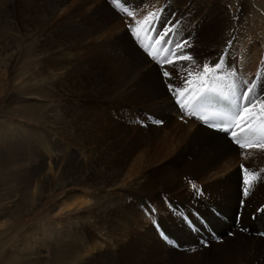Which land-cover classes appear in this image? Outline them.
Masks as SVG:
<instances>
[{"label": "bare ground", "instance_id": "obj_1", "mask_svg": "<svg viewBox=\"0 0 264 264\" xmlns=\"http://www.w3.org/2000/svg\"><path fill=\"white\" fill-rule=\"evenodd\" d=\"M41 1L44 6L46 2ZM198 3L49 0L38 20L19 17L9 21L13 38H17L20 30L25 35L36 32L42 46L39 55L47 62V82L51 88L63 89L64 94L73 83L71 89L77 96L91 99L88 106L62 108L65 120L70 121L68 127L75 129L83 141L81 144L86 146L81 145L85 156L79 152H73L69 158L55 156L51 166L41 152L44 154L39 166L41 181L49 182L53 191L92 186L107 203V218L101 222L102 226H109L108 231L105 227V238L100 244H93V249L89 244L81 247V241L70 245L61 242L59 247V243L54 244L56 251L65 252L61 256L65 264H264V239L258 236L264 229V210L257 214V209L264 206V147L240 150L225 135L202 127L185 112L181 115L183 99L185 102L196 96L202 88L236 85L242 93L250 86L248 82L260 85L264 76V18L242 44L224 42L222 51L211 54L207 65L214 68L225 49L226 63L203 74L204 67L197 69L191 64L201 65L199 58L178 59L180 55L189 56L193 45L186 43L183 52L177 48L176 55L170 56L162 49H171L172 45H164L161 37L156 36V31L163 30L174 12L181 17L178 23L172 22L173 31L163 39L175 42H187V37L200 36L204 30L209 32L211 27L225 22L224 18L217 20L215 2L204 9ZM125 8L133 15H127ZM149 13H156L160 19L153 31L145 33L137 21H144ZM35 24L40 25L38 30L33 28ZM130 28H137L139 36ZM150 39L155 40V46L148 51ZM8 52L10 68L17 52L11 48ZM168 59L176 65L170 75L179 77L172 83L180 85L181 90L189 88L183 97L174 95L165 83L163 72L173 67L167 63ZM182 65L193 73L188 77L191 85L184 83L186 71ZM260 90V87L253 89L250 96ZM175 116H183L187 125L179 124ZM246 119L262 124L264 112L257 106L246 114ZM54 146L58 147L57 143ZM42 148L54 153L51 152L54 147L45 141ZM241 153L244 154L239 157ZM245 179L249 181L247 185ZM245 187L247 195L242 193ZM81 204L87 205L88 201ZM150 209H155L154 215L146 211ZM180 213L190 218L194 230L204 225V236L195 237L197 232L190 230ZM157 226L178 247L170 246ZM246 228L249 233L244 232ZM61 238L57 236L56 240L62 241ZM130 255L133 259H129Z\"/></svg>", "mask_w": 264, "mask_h": 264}, {"label": "rangeland", "instance_id": "obj_2", "mask_svg": "<svg viewBox=\"0 0 264 264\" xmlns=\"http://www.w3.org/2000/svg\"><path fill=\"white\" fill-rule=\"evenodd\" d=\"M44 1L49 2V0ZM197 1H199L198 6L200 5L203 9L209 6L208 3H210V7L216 3L218 7L215 13L217 20L225 19L224 23L211 27L209 32L204 30L200 36L186 38L187 43L193 45L189 57L201 60V65L191 63L197 69L208 63L211 54L221 52L226 43L231 42V45L242 44L249 39L253 34L252 32L256 30L261 17L264 18V0ZM42 2L41 0H0V264H65L61 258L65 252L56 251L55 243L56 245L59 243V247L61 242L70 245L73 244V241L77 243L81 241L80 243L83 244H79L82 245L81 247L85 246L86 248L89 244L90 248L93 249L96 243L100 244L105 238L106 232L104 230L106 227L108 231L109 226L106 224L102 226L101 220L106 221L107 218L105 209L107 203L104 198H100L103 195L95 187L77 185L53 191L49 182L41 181L42 174L39 166L43 160L41 157L44 155L41 152L46 154L45 160L51 166L55 163V156L69 158L73 152H79L85 156L86 151L82 150L81 145L86 146L81 144L83 141L75 129L71 126L68 127L70 121L65 120V111L62 108L71 105L79 108L84 105L88 106L91 102L88 96L79 97L73 92V83H70L71 86L67 90L69 94L67 92L63 94V89L51 88L48 85V72L45 65L47 62L39 55L42 46L38 42L35 31H33L32 36L25 35L20 30L19 34L16 35L17 38H13L11 35L13 33H9L10 20L15 21L19 17L21 19L29 17V19L36 21L38 20L37 17L43 16L42 7L46 3L43 6ZM200 2L202 3L200 4ZM176 7L184 9L180 6ZM179 16L181 17L180 14L174 12L170 16L172 19L170 18L168 21L177 22ZM18 27L21 25L19 24ZM165 27L162 29L164 30ZM33 28L38 30L40 25L35 24ZM223 38L224 40H222ZM230 38L231 40H229ZM205 42L209 43L205 44ZM260 46L262 47V45ZM10 48L17 53L9 68L7 66L10 61L8 63L7 54H9L8 49ZM53 58L56 57L53 56ZM78 115L80 114L78 113ZM67 116L69 117V115ZM187 117L185 114L184 118ZM175 119L179 124L187 125V122L183 121V116L178 118L175 116ZM65 124L66 127H64ZM43 141L54 147L51 150L54 153L49 154L42 150ZM56 143L58 147L54 146ZM242 154L244 153L239 154V157H242ZM70 189H74V191ZM49 190L51 191L49 192ZM243 190L242 193L244 194ZM83 200L88 201V204L82 205ZM100 206L101 208H99ZM88 208L90 209L88 210ZM252 218L255 219L254 214H252ZM238 225H243V223ZM189 228L194 230L192 226ZM194 231L197 232L195 237H198V234L204 236L203 232L206 230L202 225ZM244 232L249 233L246 230ZM208 233L210 234L209 231ZM212 235L215 237V233ZM57 236H62L60 239L62 241L56 240ZM84 243L87 244L84 245ZM198 245H201L199 241ZM66 254L68 255L69 252L67 251ZM129 259H133V256L130 255Z\"/></svg>", "mask_w": 264, "mask_h": 264}, {"label": "snow or ice", "instance_id": "obj_3", "mask_svg": "<svg viewBox=\"0 0 264 264\" xmlns=\"http://www.w3.org/2000/svg\"><path fill=\"white\" fill-rule=\"evenodd\" d=\"M127 2H128V0H125V3H127ZM124 11L129 16L133 15V12L128 11L127 8H125ZM159 19H160V17H158L156 13H149L148 16L144 18V21H137V25L138 26L143 25V31L145 33H147L149 31L154 30V24ZM177 23H178V21H177ZM168 25H171V27H169ZM174 27H175V25H172L171 21H167L166 27L164 30L156 31V36L161 37V41L163 42L164 45H172L171 49H168V48L162 49L164 51H168L170 56L176 55L175 50L177 48H179L181 50V52H183L185 44L187 43L186 41L184 43H181V42H175V41L163 39L170 32L173 31ZM130 31H132L135 35L139 36V31L137 28H130ZM161 41H156V43L159 44V43H161ZM229 43H231V42H229ZM227 54H228L227 49H225L224 55H222L220 57L219 61L216 62V64L214 65V68H210L209 65L205 64L203 74H207L209 72L214 71L215 69H219L222 64L226 63L225 56ZM178 59L189 60L191 58L187 55H180L178 57ZM167 63L173 65V67H172V69H169V70H166L163 72V75L166 77L165 83L168 85L169 90L172 91L174 95H178L180 97H183L185 92L189 91V88L185 87L183 90H181L180 85L172 83L173 79H178L179 77H174V76L170 75V72L174 71V69L176 68V65L173 63V61L171 59H168ZM181 67H184V69L186 71V75L183 77L184 83L186 85H191L192 81L190 79H188V77H190L193 73L191 71L187 70L188 69L187 65H182ZM248 84H250V86L247 87V91L240 93V97H239V99L244 102L241 105L242 110L238 112V114L235 116L234 120L231 123H226V126L223 128V130L225 132H230L232 137L238 136V133L236 131L232 130L233 127L239 128L241 131L244 130V128L242 127V122L247 123L246 114L252 113V111L257 106H259V108L261 109V112H264V76L261 77V83L259 86L255 83H252V82H248ZM257 87H260L261 90L259 92L255 93L254 95L250 96L249 93H252L253 89H256ZM215 92H216L215 89L209 88V89L205 90L202 88L201 89V96L198 99H200V102H207V103L216 102V103H219L220 97L218 95L217 96L212 95V93H215ZM223 99L227 100L228 98L223 97ZM182 106H186V102L182 101ZM222 123H224V122H222ZM237 142L239 143L238 140H237ZM261 146L264 147V145H261ZM241 147H245V145L241 144ZM245 171H247V170H245ZM248 183H249V181L247 179H245L244 184L247 185ZM193 187L195 188V185H193ZM243 192H244V195H247L248 188L245 187ZM146 211H149V213L152 215L155 214V209H150V210H146ZM180 215L183 217L185 222L189 224V226H193L192 221L190 220V218L188 216L184 215L183 213H180ZM157 229H158L161 237L163 239H165V241L167 243H169L170 246L178 247V245H176L174 241H171L170 238L167 237V235L159 228V226H157ZM192 251H195V249H192Z\"/></svg>", "mask_w": 264, "mask_h": 264}]
</instances>
